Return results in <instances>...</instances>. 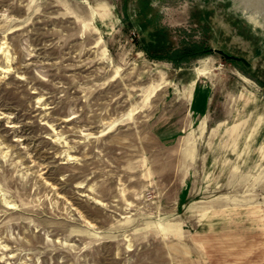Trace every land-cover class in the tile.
<instances>
[{"label":"rangeland","instance_id":"obj_1","mask_svg":"<svg viewBox=\"0 0 264 264\" xmlns=\"http://www.w3.org/2000/svg\"><path fill=\"white\" fill-rule=\"evenodd\" d=\"M0 264H264V0H0Z\"/></svg>","mask_w":264,"mask_h":264},{"label":"water","instance_id":"obj_2","mask_svg":"<svg viewBox=\"0 0 264 264\" xmlns=\"http://www.w3.org/2000/svg\"><path fill=\"white\" fill-rule=\"evenodd\" d=\"M211 51L220 54L221 56H223L224 58L228 59V60H234V61H239L242 62L244 64V66L249 67L251 65V63L244 57L242 56H237V55H233V54H229L226 51L222 50V49H218V48H212Z\"/></svg>","mask_w":264,"mask_h":264},{"label":"crops","instance_id":"obj_3","mask_svg":"<svg viewBox=\"0 0 264 264\" xmlns=\"http://www.w3.org/2000/svg\"><path fill=\"white\" fill-rule=\"evenodd\" d=\"M202 96V95H201ZM198 96L196 95V98H197ZM198 102L197 101H195V104H197ZM194 104V108H195V110H197V112L198 113H206V111H207V107L206 106H204V105H195ZM193 108V107H192ZM205 111V112H204Z\"/></svg>","mask_w":264,"mask_h":264},{"label":"bare ground","instance_id":"obj_4","mask_svg":"<svg viewBox=\"0 0 264 264\" xmlns=\"http://www.w3.org/2000/svg\"><path fill=\"white\" fill-rule=\"evenodd\" d=\"M251 17H253V16H251ZM249 19H250V18H249ZM251 19H252L253 21H255V22H256V20H257V19H255V17H253V18H251Z\"/></svg>","mask_w":264,"mask_h":264}]
</instances>
